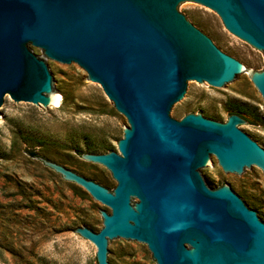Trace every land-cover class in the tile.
<instances>
[{
	"label": "water",
	"instance_id": "obj_1",
	"mask_svg": "<svg viewBox=\"0 0 264 264\" xmlns=\"http://www.w3.org/2000/svg\"><path fill=\"white\" fill-rule=\"evenodd\" d=\"M200 5L264 53V0H0V124L13 119L11 98L60 107L67 96L39 52L82 67L128 120L118 151L82 154L111 171L113 190L44 160L111 209L100 231L76 228L97 246L98 264H115V243L147 245L157 264H264V214L209 175L219 166L239 179L264 171V140L244 131L254 121L177 119L194 85L231 93L252 75L264 98V69L230 55L205 15L208 31L183 9Z\"/></svg>",
	"mask_w": 264,
	"mask_h": 264
},
{
	"label": "rangeland",
	"instance_id": "obj_2",
	"mask_svg": "<svg viewBox=\"0 0 264 264\" xmlns=\"http://www.w3.org/2000/svg\"><path fill=\"white\" fill-rule=\"evenodd\" d=\"M183 9L208 31L198 20L205 15L230 55L240 51L247 65L260 67L254 71L264 69V53L228 31L215 11L203 5ZM39 53L55 64L68 94L60 107H23L11 98L6 114L13 119L0 124V156L8 157L0 162V264H98L97 246L76 228L100 231L101 211L111 209L44 160L113 190L111 171L82 154L118 151L129 123L82 67L61 66ZM251 76L231 93L194 85L193 100L177 119L195 112L226 122L239 106L235 112L254 121L244 131L264 140V98ZM209 175L218 187L234 184L264 214L263 169L239 179L219 166ZM115 264L157 262L147 245L115 243Z\"/></svg>",
	"mask_w": 264,
	"mask_h": 264
},
{
	"label": "trees",
	"instance_id": "obj_3",
	"mask_svg": "<svg viewBox=\"0 0 264 264\" xmlns=\"http://www.w3.org/2000/svg\"><path fill=\"white\" fill-rule=\"evenodd\" d=\"M238 108H239V106H235V108H233V109H235V111H236ZM235 111L230 112V114L236 113ZM34 155H35V153H34Z\"/></svg>",
	"mask_w": 264,
	"mask_h": 264
}]
</instances>
